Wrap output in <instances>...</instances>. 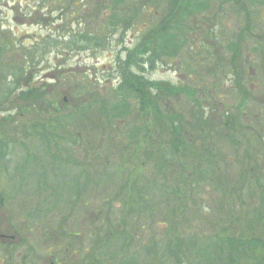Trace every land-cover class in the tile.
Instances as JSON below:
<instances>
[{
    "label": "rangeland",
    "instance_id": "1",
    "mask_svg": "<svg viewBox=\"0 0 264 264\" xmlns=\"http://www.w3.org/2000/svg\"><path fill=\"white\" fill-rule=\"evenodd\" d=\"M117 1L120 0H0V51L7 45L9 51L8 58L3 54L2 63L10 66L11 73L18 75V68L26 67L34 78V81L31 80L35 83L33 86L49 89V94L54 95L55 100L68 106L79 103L71 90L73 86L92 83L90 90L93 96L84 99L82 104L95 98L101 101L100 95H109V103L118 104L126 98L133 103L132 111L135 110L138 101L118 92L121 82L118 65L129 56L134 60L130 66L132 73L148 81L187 86L190 89L200 88L203 84L198 82H203L210 91V97L203 90L206 97L200 99L198 96L201 94H197L200 100L197 103L207 108L205 117L212 119L208 133L217 142L216 146L223 147L221 141H227L224 156L230 157V162L225 163L217 153L218 160L222 167L226 166L231 172L233 180L229 184L236 183L239 187L236 191L220 187L213 189L206 181L202 189L192 195V200L177 194L180 197L170 204L171 208L178 207L177 215L170 214L166 212V204L175 197H168L166 193L172 192L174 187L180 189L181 184L171 178V172L163 174L165 179L161 178L158 164H155L153 171L154 155H157L156 159L162 155L156 147L143 155L138 149L128 150L127 145L125 151L118 149L121 144L114 146L116 139L113 138L120 133L123 141L128 140L129 131L121 130V126L98 134L94 145L85 146L87 151L80 152L79 147L76 148L69 161L54 158L52 161L47 157L43 145H37L31 139L21 140L15 145L5 140L11 149L6 160L0 163V234L5 236L0 240V264H108L97 247L98 238L103 236L108 223L117 225L125 217V204V208L131 209L132 213L127 215L133 216L127 217L129 223L126 228L120 227L117 237H110L109 243L111 247H116L117 253L122 252L132 259L126 264H141L143 258L149 260L144 264H199L204 257L202 253H197L205 250L207 258L209 251L215 248L217 260L219 256L229 255L225 249H218L221 242L239 245L235 264H264V171H261L262 176L253 177L254 188H251L246 185L248 178H240L239 173L247 172V164L241 165L236 161L237 154L250 160L259 151L263 152L259 147L255 153L253 148L264 145V135L262 133L258 139V134H247L254 138L253 141L249 140L250 144L253 142L251 149L254 153H251L248 139L242 137L240 131L233 134V131H226L221 125V115L225 112L236 120L239 128L246 126L240 119L237 121L241 104L248 96L247 91L245 97L242 95L245 88L249 90L251 101L255 96L261 98L258 107L264 109V0L260 1L262 7L258 18L263 16L260 20L247 15V10H243L246 4L241 5L246 3L243 0H223L227 5L224 6V14L218 15L220 17L216 23L215 19L206 17L207 10L195 0V10L199 9L200 12L197 11L192 19L190 16L186 19L190 23L184 27L185 32H174L176 40L169 45L178 49V55H167L153 69L146 63L153 44L143 42L148 34L147 29L151 28L150 19L159 24L165 16L169 17L172 9L171 15L183 12V9L185 11L190 0H178L177 5L181 9L173 0H125L124 5L120 3L125 1L111 5ZM100 3L104 8L109 5L116 10L115 15L110 16L113 21L108 28L103 21L112 11L109 8L107 15L105 12L103 17H99L102 10L98 7ZM155 9L157 15L153 18ZM148 14L151 16L148 17ZM116 17L120 20L116 21ZM247 20L251 21L252 26L249 30L246 29ZM189 24L190 28L198 25L197 30L190 29ZM214 24L217 27L213 31ZM84 33L93 34L95 40L100 38L96 40L98 45L94 43L95 46H90L89 42H84L82 46L87 44V48L79 50L74 48V42L66 45L67 41L76 39L78 43L79 36ZM97 33H101V36H97ZM161 33L163 35L165 31ZM245 36L242 46L238 39ZM39 48L40 51L37 50ZM238 50L240 57L235 59ZM140 60H144L143 63ZM136 63L143 66L141 70ZM236 66L238 70L234 69ZM25 89L19 87L17 94ZM116 93L123 94V97L115 99ZM185 100L173 96L168 98V103L177 110V105H183ZM20 104L0 115L1 118L10 117L13 112L14 119L20 125L33 119V115L16 116L15 110ZM213 110L215 114L210 116ZM134 118L131 117L132 120ZM126 119L131 121L130 117ZM184 127L189 128L190 133L189 121H185ZM236 137L238 141H235ZM190 142L198 145V142L205 143V140L196 134L187 136V143ZM232 142L234 145L231 146ZM65 144L61 143V149H53L51 153L63 152L65 155L71 149ZM138 147L143 148L144 145ZM196 148L199 149V146ZM246 151L253 157L244 155ZM179 158L180 155H177V163ZM205 158L208 161L205 166L210 165L208 158ZM81 171L83 177L78 178ZM128 179L132 181L126 185ZM77 183L80 184V191L85 192H81L84 197L80 200L76 187L73 192L70 191V187ZM69 184L71 186L67 187ZM151 185L154 189L149 192L148 186ZM133 186L136 188L132 192L129 189L133 190ZM251 191H256L253 198L250 197ZM110 195H118L119 199L112 203ZM138 198L141 199L142 213L135 214L133 210L137 208ZM56 205L60 207L56 208ZM253 212L258 216L255 224L246 225V219ZM129 234L128 240L121 238V235ZM179 236L184 240L181 244L175 242ZM194 239L200 244L197 248L190 247ZM175 243L179 245L177 250L170 252ZM123 244L126 247H121ZM98 246H101V242Z\"/></svg>",
    "mask_w": 264,
    "mask_h": 264
},
{
    "label": "trees",
    "instance_id": "2",
    "mask_svg": "<svg viewBox=\"0 0 264 264\" xmlns=\"http://www.w3.org/2000/svg\"><path fill=\"white\" fill-rule=\"evenodd\" d=\"M120 1L123 2L125 0ZM120 1H117L116 4L112 2L111 5H119ZM196 1L204 10H207L206 17L209 20L215 19V23L217 18L220 17L218 15L224 14V6L227 5V2L223 0V2L217 0H211V2H203L202 0ZM260 1L261 0H243V2L246 3H243L241 5L246 4L243 10H247L246 13L248 16H254L255 18H258L261 13L262 7ZM173 2H175V5L179 4L178 0H173ZM194 2L195 0H190V4L188 3L189 7L186 4V10L184 11L183 9V12L181 13L176 12L174 13V15H171L172 10H174L172 9L169 12V17L165 16V18L159 24L158 21L155 22L156 20L150 19L151 22L149 23V25L151 28L147 29L148 34L145 35L143 42L146 41L153 44L146 62L151 66L152 69L156 66V63L158 61H161L167 55H178V49L176 50L173 46L170 48L169 45H173L171 41L176 40L175 37L177 35H174V32H185L184 27L188 23H190V20L188 22L186 19L189 16V18L192 19L197 11L200 12L199 9L195 10L197 6ZM121 4H126V1L124 3H120V5ZM108 6L109 5L105 6L106 8H104L101 3L98 6L102 9L99 12V17H103L105 15V12L107 15L109 8L112 11L111 15H108L109 17H104L103 22H105V25H102L106 26V28H108L112 24L113 19L111 20L112 17L110 18V16H113L116 13V10H113V7ZM206 6H208V9H205ZM177 7L181 9V7H179L178 5ZM214 11L216 12L213 13ZM156 15L157 10L155 9L152 15L153 18ZM149 16L151 15L148 14V17ZM262 17L263 16L258 18V20L262 19ZM115 20L119 21L120 19L116 17ZM216 27L217 26L214 24L213 31L216 29ZM251 27V21L247 20L246 29L249 30L251 29ZM191 28H196L197 30L198 25H193ZM161 31H165V33L162 35ZM97 34V36H101V33ZM92 35L93 34L91 33H84L83 35L79 36L78 43L76 42V39V41H67L66 45H70V42H74V48L76 50H79L80 48L86 49L87 44L82 46L84 42H89L90 46H95L94 43L98 45L96 40H99L100 38H96L95 40V37L93 38ZM244 40H246V36L243 39L242 37L238 39L240 45H244ZM7 46H5L6 48H4L2 52L0 51V115L14 110V108L17 107V104L21 103L17 108L18 110H15V113L17 114L16 116L29 117L30 115H33V119L26 121L24 124L20 125L19 123L17 124L16 119H14L13 112L9 115L11 118H1L0 116V163H2L3 159L6 160V158L10 154L11 146L5 140L12 141L14 143L13 145L19 143L21 140H32V142H35L37 145H43L47 157L49 156L48 158H50L52 161L53 158L54 160L64 159L66 161H69L73 158V153L75 152L76 148L79 147L80 152L82 150L87 151V148L85 146L94 145L96 143L95 137H98V134L107 133V131L111 129H117L118 126H121L119 127L121 130L127 132L129 131L127 136L128 140L123 141V137L120 133L116 136V138H113L116 139V141H114V146L116 145V143L117 145L121 144L118 149L122 151L127 150V148L128 150L135 148V150L138 149V151L143 153V155L153 147H156L158 153L161 151L162 155L160 154L161 157H158V159H156L157 155H154V160L152 163L153 171L155 170V164H158L160 165L158 166V172L159 174H162L161 178L165 179L163 174L171 172V178L174 179V181L178 180V182L181 184L180 189H177L173 186L174 190L172 192L166 193L165 190V193L167 194L166 196L172 198L175 197L169 204H166V212L177 215L176 210H178V207L176 206L174 209L170 206V204L175 203L178 197H180L177 194L183 195L188 200H192V195L197 193L198 190L200 191L203 187V184H206V181H208V185H210V188L213 189H217L216 187H220L225 189H235L236 191V188L239 187L236 183H234L233 185L229 184L230 180H233L231 172L229 171V169L225 168L226 166L222 167L219 163L220 160H218L217 153L220 154L225 163L230 162V157L224 156L225 151L228 147V143L224 140L220 143V145L223 147L218 148L216 146L217 142L214 140V138H211L210 134L208 133L212 119L211 117H205V110L207 108H202L197 103L200 102V100H198L196 97L197 94H201L200 96H198L200 99L206 97L203 90H206V94L210 97V91H208L204 87L203 82H198L200 84H203L200 88L190 89L187 86L179 87L170 83L148 81V79L132 73V67L130 66L134 64V60L133 57L131 58V56H129L127 60L122 61L118 65V72L121 77L118 92H123L125 95H129V97L138 101L136 103L138 104V106L136 105L135 110L132 111L133 103L129 102L126 98L124 100H121V102H119L118 104H116V102L109 103V95H106V97L100 95L101 101L95 98L94 100L91 99L85 104H82V101L84 99L87 100L93 96L90 90V86H93L92 83L83 84L81 86H73L71 90L73 91V93H75V97L79 101V103L74 102L73 106H68L67 103L62 104L55 100L53 98L54 95L49 94V89L47 90L46 88H40L39 85L33 86L32 84L35 83H32L31 80L34 81V78L32 77V73L28 71L26 67L18 68L19 75L11 73L10 66H6L5 63H2L3 54L6 55L7 58L9 56ZM140 49L141 48H139L138 51H140ZM37 50L40 51L41 49L39 48ZM134 51H137V49H135ZM240 53V50H238V53L236 54L237 57L235 59L240 57ZM143 61L144 60H140L139 62L143 63ZM135 65H137L139 70H141L143 67L142 65H139L137 63ZM234 69L238 70L237 66L234 67ZM241 72L243 73V69L241 70ZM23 75L25 76V79L23 78ZM194 76H196V74H194ZM8 79L11 80L7 81ZM19 87H26V89L23 92L17 94ZM246 89L247 88L244 89L242 95L243 97H245L248 93V96L243 100L241 104L242 109L240 110L237 119L238 122L240 119L241 123H246V126H243V128H239L236 120L232 119L231 115L225 112H223L221 115V125L224 126V129L226 131H233V134H236L238 131H240V135L248 139L247 141L250 144V141H253L254 138L248 136L247 134H258L257 138L261 137L262 133L264 135V125L262 124V118H264L262 117L264 116V109L259 108V105H261V98L255 96L253 97L254 101H251L249 99V90ZM122 95L123 94L117 95L116 93L114 98L118 99L120 98V96L122 98ZM173 96H175V98L178 100L181 98L186 99L183 105L178 106L176 104L177 110L174 109V105L172 108L171 103H168V98L171 99ZM190 98L192 99V105H190ZM207 102L209 101H206L205 103ZM207 107L209 108V105H207ZM216 111H218V109H216ZM132 112L133 114L131 116ZM214 114L215 111L210 114V116ZM129 117L131 120L130 122H128V119H126ZM131 117L135 118L132 120ZM194 118L199 119H197V121H193ZM245 119L247 120L245 121ZM185 121H189L190 123V133L188 130L189 128L184 127ZM136 123L139 125H135ZM175 123L178 124L176 125ZM253 125H255V127H253ZM247 126H249L251 129ZM172 128H174V130H172ZM196 134L203 136L205 143L198 142V145L197 143L195 144L193 142H190V144L187 143V136L193 137ZM236 140L238 141L237 137L235 138V141ZM61 143H66L65 145H69L71 149L67 151L65 155H63V152L61 154H52L51 151L53 149H55V151L61 149ZM141 144L144 145L143 148L138 147ZM188 145H190V147ZM230 145H234V142L230 143ZM252 145L253 142H251L250 144L251 153H256L259 147L263 152L259 151V154H256V157H253V155H250V153L246 151L244 152V155L249 154V157L253 158L249 160V158H243L242 156L237 154L236 161L241 165L247 164L245 166L247 172H239L241 174L240 178L245 179L247 177L248 181L246 185L254 188L253 184L255 180L253 179V177L262 176L261 171H264V145H258L254 147V152L251 149ZM196 146H199V149H197ZM177 155H180L179 163H177L176 161ZM205 157H207L209 160L210 165L208 166H205V164L208 163ZM84 166L86 167V165ZM214 174L215 177H212V175ZM79 177H83L82 171L81 174L78 175V178ZM226 177L227 179L225 180ZM168 180L171 179L168 178ZM130 181L132 180L128 179L126 185H129ZM123 185L125 186V184ZM70 186L71 185L69 184V186L67 187ZM75 187L77 188L76 192L78 195V200H80L84 197L85 192L82 190L80 191V184L78 183L75 186L70 187V191L73 192ZM133 187V190L129 189L132 192L136 188L135 186ZM148 188L149 192L154 189L152 188V185L148 186ZM81 192L84 194H81ZM255 192L256 191H251V198L255 196ZM116 194L119 195L120 193ZM118 195H110L112 203L114 202V200L117 201L119 199ZM128 197L131 198V195L129 194ZM85 202L86 201H84V204ZM140 203L141 199L138 198V205L136 206L137 208L133 210L135 214L142 213V205H140ZM126 205L127 204H125L123 207V214L125 215V217L121 218L117 225L108 223L107 227L104 228L103 236L100 237V235L98 238L97 247L100 248L101 255L105 256L101 257L104 258V260L107 261L108 264H126V261H132V259H128L122 252H120V254L122 255L120 256V254L115 251L116 247H111L109 243L110 237H117L116 234L120 230V227L126 228L129 223V219L127 217L133 216L127 215L131 213V209L125 208ZM59 207L60 205H58V207L56 205V208ZM223 211H225L224 208ZM256 214V212H253L252 215L249 216L248 219H246V225H250L251 223L255 224L258 218ZM63 234H65L66 238L69 237L68 235H66L65 231ZM129 236L130 234L125 236L121 235V238L128 240ZM176 239L177 240L175 242L177 243L178 241V244L184 242V240L180 236ZM195 240L197 239H194V241ZM100 242L101 246H98ZM176 243L175 245L171 246L170 252H175L177 250V247L179 245ZM199 245L200 244L197 241L193 242V244L190 243V247L197 248ZM121 247H126V245L123 244ZM232 247L236 248L237 250H233ZM218 249H225L226 251H228L229 255L226 257L219 256L216 260V248L215 250L211 249V251H209V256L207 258L204 255L205 250H203L197 253H202V256L204 257L201 258L199 260L200 262L198 263L235 264V257L237 255L235 253H237L238 249H240L237 243H232L231 245L221 242ZM118 250L119 248H117V251ZM146 261L149 260L143 258L141 264H144Z\"/></svg>",
    "mask_w": 264,
    "mask_h": 264
},
{
    "label": "flooded vegetation",
    "instance_id": "3",
    "mask_svg": "<svg viewBox=\"0 0 264 264\" xmlns=\"http://www.w3.org/2000/svg\"><path fill=\"white\" fill-rule=\"evenodd\" d=\"M2 238V237H1Z\"/></svg>",
    "mask_w": 264,
    "mask_h": 264
}]
</instances>
